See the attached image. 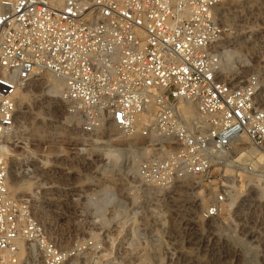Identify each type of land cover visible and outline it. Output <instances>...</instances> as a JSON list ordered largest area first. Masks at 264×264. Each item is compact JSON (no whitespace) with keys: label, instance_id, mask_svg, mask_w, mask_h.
Listing matches in <instances>:
<instances>
[{"label":"built area","instance_id":"obj_1","mask_svg":"<svg viewBox=\"0 0 264 264\" xmlns=\"http://www.w3.org/2000/svg\"><path fill=\"white\" fill-rule=\"evenodd\" d=\"M263 64L264 0H0V264H150L174 186L215 182L242 138L264 146ZM42 73L63 83L64 122L81 138L60 153L21 130L20 92ZM109 129L139 132L149 155L97 232V185L62 177L68 160L108 170L92 144ZM228 188L206 218L226 210Z\"/></svg>","mask_w":264,"mask_h":264},{"label":"rangeland","instance_id":"obj_2","mask_svg":"<svg viewBox=\"0 0 264 264\" xmlns=\"http://www.w3.org/2000/svg\"><path fill=\"white\" fill-rule=\"evenodd\" d=\"M250 6L258 10L263 5L252 3ZM260 66L264 71V64ZM42 76V81H33L20 93L25 97L23 105H20L21 130L25 140L30 141V146L50 145L49 149L53 154L56 150L58 152L55 153H60L63 150L56 146L78 143L81 138L64 122V105L59 96L49 90L50 84L57 78L50 73H42ZM37 132H55L56 138L45 140L31 136ZM117 136L118 134L112 135L111 138L103 137L105 141L96 136V142L92 144V150L102 159L100 161H108V170L114 160L117 163L115 169L119 170H122V164L127 160L132 163L129 147L137 149L135 144L132 146L127 140ZM58 139L59 141H56ZM135 142L144 145L146 139H136ZM238 144L230 152V160L227 163H218L213 167L212 179L215 182L189 180L186 182L188 185H184L183 192L180 191L183 185L177 184L171 197L163 199L159 205L160 237L155 253L148 258L150 264H264V146L253 147L244 138ZM117 148L122 150L118 151ZM112 150L116 154L119 152L117 159L110 155ZM251 150H254L255 154H251ZM65 165L70 175L62 178H70L77 184H96L98 198L102 197L106 190L102 188L112 186L110 180H115L116 185L112 186V189L116 196L120 179L114 177V173L104 170L106 165L97 173L88 175L79 171L76 161L68 160ZM128 165L130 163L126 166L128 168L124 167V173L128 171ZM122 178L124 180V177ZM223 184L231 189L226 210L208 219L204 215L205 208ZM97 208L99 221L95 230L104 232L109 221L107 210L110 209L105 204L97 205L96 210ZM73 216L72 212L67 211L63 223L58 226L67 231L72 230L75 225Z\"/></svg>","mask_w":264,"mask_h":264},{"label":"bare ground","instance_id":"obj_3","mask_svg":"<svg viewBox=\"0 0 264 264\" xmlns=\"http://www.w3.org/2000/svg\"><path fill=\"white\" fill-rule=\"evenodd\" d=\"M42 79H43V76L42 75H39L38 77H37V79L36 80H39V81H42ZM62 88H63V83L59 80V79H54L53 80V82L50 84V88H49V90L51 91V92H54L55 94V96H60V92H61V90H62ZM21 93V92H20ZM24 94V93H23ZM24 100H25V97L21 94L20 95V100H19V104L20 105H23V102H24ZM49 102V101H48ZM47 102V103H48ZM46 103V102H45ZM50 104V103H49ZM55 106V105H54ZM54 110V109H53ZM55 111V110H54ZM54 113V112H53ZM51 126H53V124L51 125ZM65 128V127H64ZM63 128V129H64ZM59 130H61V129H59ZM106 132H108V134H109V137L111 138L112 137V135H115V134H118V138H124L125 140H127L129 143H131L132 144V146L135 144L136 146H137V149L135 150V149H131V147H129V150H130V154H129V156L130 157H132L131 159H132V163L130 162V161H126V163L125 164H122V170H119V169H115V168H117V163H116V161L114 160V161H112V163H111V165H110V170H108V172H111V173H114V177H116V178H118V179H120V181L118 182V189L121 191V192H123V190L124 189H126L127 187H126V185H125V182H124V180H123V178L122 177H120L119 178V176H123V175H128V174H131L135 169H136V164H137V162L140 160V159H142V158H145V157H147L148 155H149V149L145 146V144H146V142L145 143H143L144 145H139V143H137V142H135V140L136 139H143L144 137L139 133V132H137V133H134V134H132V135H124V134H120L118 131H116V129H109L108 131H106ZM55 132H50V133H46V132H37V133H32L31 134V136H37L38 138H41V139H45V140H48V139H53V138H56L55 137ZM73 134V133H72ZM68 136H70V138H72V135L71 134H69ZM108 137V136H107ZM97 138H99L98 136H97ZM241 140V139H240ZM116 150H118V151H120V150H122L121 148H117ZM95 152V151H94ZM250 153L251 154H255V151L254 150H251L250 151ZM111 156H114L116 159L119 157V152L116 154V153H114V150H112L111 151V154H110ZM143 156V157H142ZM128 163H130V165H128L129 166V169H128V171L126 172V173H124V167H126L127 166V164ZM109 167V163H108V165H107V168ZM126 168H128V167H126ZM115 171L117 172V173H115ZM115 174L117 175V176H115ZM122 174V175H121ZM112 176V175H111ZM108 180H110V179H108ZM112 181V183H113V185L112 186H114V185H116V182H115V180H111ZM183 186H181L180 187V191H184L185 189H184V185L185 186H187L188 185V183H185V184H182ZM112 186H110V185H107V187L105 188H102V189H106L105 190V192H103V196L102 197H100V198H98L99 200V203H98V206L100 205H103V204H106V202H110L113 198H115V196H114V190L112 189ZM32 188H33V183L32 182H30V181H26V182H23L20 186H16L15 187V191L16 192H28V191H31L32 190ZM101 189V190H102ZM97 211H98V208H97ZM42 217L44 218V221H46V222H48V220L50 221V218L52 219L53 217H52V213L51 212H49V213H47V212H43V214H42ZM189 256V255H188ZM190 257V256H189ZM146 259V258H145ZM191 259V258H190ZM191 261V260H190ZM193 262V261H192Z\"/></svg>","mask_w":264,"mask_h":264}]
</instances>
